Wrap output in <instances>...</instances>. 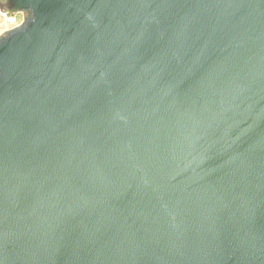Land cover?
Instances as JSON below:
<instances>
[{
  "label": "water",
  "instance_id": "obj_1",
  "mask_svg": "<svg viewBox=\"0 0 264 264\" xmlns=\"http://www.w3.org/2000/svg\"><path fill=\"white\" fill-rule=\"evenodd\" d=\"M0 7V264H264V0Z\"/></svg>",
  "mask_w": 264,
  "mask_h": 264
},
{
  "label": "clouds",
  "instance_id": "obj_2",
  "mask_svg": "<svg viewBox=\"0 0 264 264\" xmlns=\"http://www.w3.org/2000/svg\"><path fill=\"white\" fill-rule=\"evenodd\" d=\"M5 17H12L13 23H6ZM26 17V11L12 12L11 10L0 7V37L4 35L5 27L12 28L23 25L26 21Z\"/></svg>",
  "mask_w": 264,
  "mask_h": 264
},
{
  "label": "built area",
  "instance_id": "obj_3",
  "mask_svg": "<svg viewBox=\"0 0 264 264\" xmlns=\"http://www.w3.org/2000/svg\"><path fill=\"white\" fill-rule=\"evenodd\" d=\"M12 12H14V11H12ZM5 21H6V23H13V18L12 17H5ZM9 29H11V28H7V27H5V31L6 30H9ZM4 31V32H5Z\"/></svg>",
  "mask_w": 264,
  "mask_h": 264
}]
</instances>
